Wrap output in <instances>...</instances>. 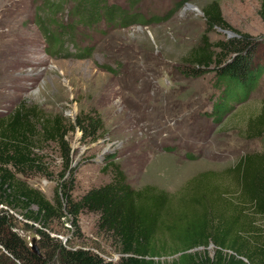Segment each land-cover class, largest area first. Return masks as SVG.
Returning a JSON list of instances; mask_svg holds the SVG:
<instances>
[{"label": "rangeland", "instance_id": "374dc122", "mask_svg": "<svg viewBox=\"0 0 264 264\" xmlns=\"http://www.w3.org/2000/svg\"><path fill=\"white\" fill-rule=\"evenodd\" d=\"M105 2L148 25L122 28L117 18L114 23L106 20L104 8L84 22L73 0L57 11L45 9V0H0V117L25 104L69 123L85 115L102 122L95 141H82L78 130L68 135L71 165L63 178L59 147L38 141L34 154L44 169L28 170L23 181L52 201L55 188L74 179L72 199L77 201L112 181L113 170L107 169L106 160L114 157L135 190L153 187L174 196L208 177L212 181L205 184L211 196L217 186L236 196L239 186L229 170L245 155L264 154V136L248 131L251 120L264 110V73L245 101H231L225 100V87L214 71L199 78L184 72L193 68L186 61L207 32L201 10L211 3L219 6L227 28L206 33L210 43L246 35L257 44L254 65L264 68L261 0ZM38 17L52 21L50 30L75 26L73 40L66 36L63 49H49ZM220 100L222 112L217 115ZM243 214L252 246L262 241L256 238L264 235V216L247 207ZM15 218L28 246L32 240L38 245L35 230L40 225H26L19 215ZM97 220L96 214L82 211L77 228L67 216L52 224L50 234L69 248H83L117 262L114 240L98 229ZM207 251L212 256L214 247Z\"/></svg>", "mask_w": 264, "mask_h": 264}, {"label": "trees", "instance_id": "16d2710c", "mask_svg": "<svg viewBox=\"0 0 264 264\" xmlns=\"http://www.w3.org/2000/svg\"><path fill=\"white\" fill-rule=\"evenodd\" d=\"M45 1V9L57 11L70 0H57L61 4L58 7L50 0ZM73 1L81 9L79 15L84 22L99 16L104 8L106 20L114 23L117 18L122 28L132 23L147 24L126 10L107 6L105 0ZM201 11L206 33L215 27L227 28L216 3ZM258 15L264 24V0L260 2ZM37 19L49 49H63L66 36L73 40L75 26L58 25L50 30L51 20ZM206 33L186 61L193 68L185 69L184 74L199 78L214 71L225 87V100L245 101L264 73L263 66L254 65L257 44L240 34L212 44ZM222 102L216 104L217 115L222 112ZM76 130L82 141H95L102 122L98 117L85 115L69 123L61 116L46 115L25 104L0 117V264H264V235L256 238L262 241L251 246L248 240L251 235L246 234L247 224L242 221L245 207L264 216V154L245 155L229 170L235 174L239 186L236 196H228L219 186L213 188L211 196L212 190L205 184L212 181L208 177L197 179L194 186L191 184L174 196L153 187L135 190L118 170L113 157L106 160L107 169L113 170L109 184L91 189L75 201L72 199L75 181L69 179L55 188L50 201L22 177L28 170L44 169L34 154V146L45 141L59 147L63 178L71 165L67 138ZM248 131L264 136V110L251 120ZM221 204L223 208L219 207ZM82 211L96 214L98 229L111 234L119 255L117 262L105 261L83 248H69L51 236L52 224L67 216L77 228V217ZM16 215L26 225H40L35 230L39 237L38 255L18 232ZM210 246L214 247L212 256L207 251Z\"/></svg>", "mask_w": 264, "mask_h": 264}, {"label": "water", "instance_id": "95a60500", "mask_svg": "<svg viewBox=\"0 0 264 264\" xmlns=\"http://www.w3.org/2000/svg\"><path fill=\"white\" fill-rule=\"evenodd\" d=\"M224 32H225V31H224ZM225 33H227L229 37H230V36H234V35H233L232 33H230V32H225ZM29 247H30V250H31L35 255H38L39 250H38V247H37V245H36V241H35V240H32V241H31V244L29 245Z\"/></svg>", "mask_w": 264, "mask_h": 264}]
</instances>
